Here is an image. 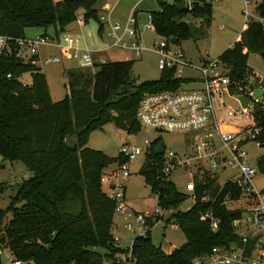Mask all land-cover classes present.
Listing matches in <instances>:
<instances>
[{"label":"trees","instance_id":"trees-1","mask_svg":"<svg viewBox=\"0 0 264 264\" xmlns=\"http://www.w3.org/2000/svg\"><path fill=\"white\" fill-rule=\"evenodd\" d=\"M156 1L159 10L150 14L151 27L172 44L191 38L189 19L200 20V29L211 23V3L205 0L196 2L192 10L178 2ZM97 2L0 0V35L15 40L24 38L29 28L51 27L53 36L58 37L76 21L78 11L83 24L95 21L101 33ZM256 11L263 22L250 21L240 40L219 57L234 80L251 71L247 65L250 53L264 60V3ZM133 14L136 16L135 11ZM132 67V61H121L96 64L93 73L70 69L66 72L68 94L53 102L39 68L15 55L0 58V159L19 163L31 174L17 186L6 209L0 210V244L17 260L28 264H116L114 259L122 251L115 247L111 233L115 204L102 191L100 176L105 168L124 160L89 148V135L108 123L128 135L138 134L136 112L141 97L175 89L179 83L169 71H163L157 81L137 83ZM26 73L31 76L28 85L19 81ZM154 148L155 144L139 173L155 194L156 205L174 209L172 219L186 240L166 254L152 243L149 231L137 236L132 245L135 264H191L193 258L214 247L239 242L231 227L239 212L227 209L224 200H237L240 188L231 183L220 188L214 180L205 179L197 184L193 205L180 211L187 194L161 180L162 157ZM257 167L264 175V154ZM204 191L208 200H202ZM67 201L79 203L76 214L61 211ZM207 211L219 220L216 231L201 220ZM8 213L11 218L4 223Z\"/></svg>","mask_w":264,"mask_h":264},{"label":"built area","instance_id":"built-area-1","mask_svg":"<svg viewBox=\"0 0 264 264\" xmlns=\"http://www.w3.org/2000/svg\"><path fill=\"white\" fill-rule=\"evenodd\" d=\"M177 1L181 0H171V3ZM198 1L186 0L185 8L192 10ZM111 13L112 8L98 14L109 40L105 50L132 52L136 58L144 51H153L157 55L159 72L169 71L173 80L179 82L175 89L144 94L136 112L140 129L191 135L192 142L183 152L166 151L163 147L162 155H158L162 157L161 180L173 183V175L186 179L184 187L192 200L197 184L205 179L214 180L220 188L231 183L241 190L237 200H230L229 197L224 200L227 209L239 212L231 221L239 242L214 247L207 254L193 258L191 264H264V186L262 190H257L253 184L254 177L259 173L257 162L264 154V74L251 70L243 79L234 80L219 58L194 63L185 57L179 45L162 37L152 43L151 49H147L143 46L134 14L122 25L112 21ZM194 21L200 23V20ZM245 22L248 23V17ZM75 23L79 26L83 24L82 15H77ZM146 27L153 31L150 16ZM40 46L59 47L64 55L78 62V69L92 73L96 64L106 62L96 57L99 51L87 48L76 35L68 32L58 37L42 35L34 39L24 37L15 40L0 35V58L15 55L22 62L39 69L43 64L58 61L56 57L40 59ZM7 78H11L10 75ZM189 84L195 87L185 89ZM153 144L155 148L160 145L159 141L149 142L147 139L143 140L142 147L122 145L118 157L124 162L117 161L108 166L100 176L101 187L107 185L106 195L115 204L114 213H128L125 221L134 219V225L125 223L122 227L135 237L151 232L152 227L160 222L180 230L172 219V208L163 210L156 205L153 213L134 214L129 212L125 203L124 182L130 176L129 164L140 156L145 162ZM250 145L262 150L254 167L247 151ZM204 196L202 200H208L205 191ZM236 202L239 203L237 206L234 205ZM201 220L208 221L212 231L217 230L219 220L212 212L204 213ZM113 239L115 247L119 248L120 238L113 236ZM133 241L128 248H119L122 252L116 255V264L136 263L132 254ZM3 259L7 264H28L17 260L9 248L0 244V264H3Z\"/></svg>","mask_w":264,"mask_h":264},{"label":"rangeland","instance_id":"rangeland-1","mask_svg":"<svg viewBox=\"0 0 264 264\" xmlns=\"http://www.w3.org/2000/svg\"><path fill=\"white\" fill-rule=\"evenodd\" d=\"M103 1L109 2L114 7L113 21L124 24L132 16L133 8L135 7L136 20L142 37L143 46L152 48V43L160 40L152 30H147L148 18L152 12H157L159 6L156 0H98L96 8ZM171 3V0H161ZM211 2L212 16L210 25H205L203 29L199 28L198 23H194L189 19V25L192 30V36L189 40L182 42L183 51L186 55L197 62L200 57H208L209 59H218L220 55L229 49L235 42H238L237 37L243 34V26L248 17V22L259 21L260 19L256 8L264 3V0H209ZM180 5L186 6V0H181ZM81 15V11H78ZM247 14V15H246ZM115 19V20H114ZM80 31L71 34L83 36L85 43L90 48L106 47L109 44L104 33L100 37L97 33L98 24L95 21H90L88 24L79 26ZM68 29L73 31L78 27L71 24ZM44 31L48 35L53 36L51 27L29 28L25 31L26 39H34L41 36ZM40 59L46 57H56L58 61L51 64H43L40 69L47 81L51 100L59 102L68 94L66 72L77 66L78 62L71 59L68 55H64L59 47L56 46H40ZM109 62L132 61V76L137 83L157 81L160 77V72L157 69V55L153 51H144L139 58L133 56V53L126 51L108 50L103 54ZM247 65L256 73L264 74V60L258 55L250 53L248 55ZM19 81L23 84H30L31 77L29 73L22 75ZM194 85H187L185 89L191 90ZM190 134L165 133L155 132L141 128L136 135H128L123 131L115 129L113 124L108 123L103 126L102 130L94 131L89 135L88 147L101 151L111 158L118 156L119 149L122 145H136L142 147L143 140L149 142L159 141L166 151L183 152L191 144ZM247 151L251 165L254 167L256 160L260 157L262 150H257L253 146H248ZM144 163V157L140 156L135 161L129 164L130 176L125 183V203L130 213H153L156 207L155 194L151 192L150 187L146 185L143 176L139 173L140 168ZM30 173L23 166L16 162L2 161L0 159V210H5L11 198L16 194L17 186L24 180L30 177ZM224 178V177H223ZM222 178V179H223ZM221 179V180H222ZM186 179L173 175L172 182L176 188L185 194L184 183ZM253 184L257 190H262L264 186V175L257 174L253 179ZM105 194H108L107 185L101 187ZM239 203H234L237 206ZM193 205V200L189 195L184 203L178 208L180 211H186ZM79 203L77 201H67L61 211L76 214L79 211ZM124 215L115 214L113 220L112 235L119 236V248L125 249L130 246V242L135 238V235L123 229L125 223L134 225V219L125 221ZM124 216V217H123ZM11 218L8 213L4 219L7 223ZM152 243L156 247L169 254L172 250L179 248L186 240L184 234L180 230H175L171 225L164 222L156 223L150 232ZM100 254H105L106 251L97 249ZM3 264L7 261L3 259ZM108 264V263H106Z\"/></svg>","mask_w":264,"mask_h":264},{"label":"crops","instance_id":"crops-1","mask_svg":"<svg viewBox=\"0 0 264 264\" xmlns=\"http://www.w3.org/2000/svg\"><path fill=\"white\" fill-rule=\"evenodd\" d=\"M178 2V5H180V2L181 1H177ZM211 3V2H210ZM107 4H109V2H106V1H103L102 3H101V5L98 7V8H96L98 11H99V13L98 14H100V13H102V12H104V10L106 11V10H108V9H111L112 8V6H110V5H107ZM180 6H182V5H180ZM183 7V6H182ZM135 8V7H134ZM134 8H133V11H134ZM114 9V7L112 8V13H111V19H113V10ZM115 20V19H114ZM113 21V20H112ZM116 21V20H115ZM115 21H113V22H115ZM191 21V20H190ZM193 21V20H192ZM187 23H189V20L188 21H186ZM194 23H195V21H193ZM197 23V22H196ZM249 23V22H248ZM248 23H244V26H243V29H242V31H245V29L247 28V25H248ZM72 24H75L77 27H78V29L77 30H75V31H73L72 29H68V27L71 25H69L67 28H66V31L65 32H68V33H70L69 31H71V32H75V33H77V32H79L80 31V28H79V25H77L75 22L74 23H72ZM138 25V24H137ZM81 26V25H80ZM102 27V26H101ZM98 29V28H97ZM104 31L106 32V28L105 27H102V30H101V33H98V30H97V33H98V35L101 37L103 34L102 33H104ZM155 33V32H154ZM71 34V33H70ZM106 34V33H105ZM41 36L42 35H48L47 34V32L46 31H44L42 34H40ZM73 35H76L81 41H82V44L84 45V46H86L87 48H89V49H91V50H93V51H99L100 53L99 54H97V56L96 57H101V58H103V59H105L106 60V58L103 56V54L104 53H106V50H105V48L106 47H100V48H95V49H93V48H90V47H88L87 46V44L85 43V40H84V38H83V36H78L77 34H73ZM241 35L242 34H240L238 37H237V40L239 41L240 40V38H241ZM102 38V37H101ZM180 47H181V49L183 50V48H182V43H180V45H179ZM108 51V50H107ZM184 52V51H183ZM184 54H185V57L187 58V59H189V60H191L192 62H194L192 59H190L187 55H186V53L184 52ZM205 59H208V57H200L199 58V60L197 61V62H194V63H199V62H202V61H204ZM106 62H109V61H107L106 60ZM74 68H78L77 66L76 67H74ZM41 70V69H40ZM161 74V73H160ZM31 77V76H30ZM144 164V163H143ZM174 184V183H173ZM126 190V189H125ZM194 201V200H193ZM121 215H124V214H121ZM124 217V216H123ZM114 220V219H113ZM116 237H119V236H116Z\"/></svg>","mask_w":264,"mask_h":264},{"label":"water","instance_id":"water-1","mask_svg":"<svg viewBox=\"0 0 264 264\" xmlns=\"http://www.w3.org/2000/svg\"><path fill=\"white\" fill-rule=\"evenodd\" d=\"M71 149L72 150H74V147L73 146H71ZM155 154L156 155H162V153H163V146L160 144V145H158L156 148H155ZM117 259V258H116Z\"/></svg>","mask_w":264,"mask_h":264}]
</instances>
